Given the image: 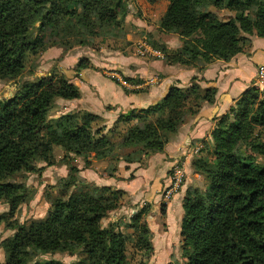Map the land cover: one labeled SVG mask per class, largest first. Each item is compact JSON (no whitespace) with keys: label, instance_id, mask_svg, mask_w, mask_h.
Masks as SVG:
<instances>
[{"label":"trees","instance_id":"obj_1","mask_svg":"<svg viewBox=\"0 0 264 264\" xmlns=\"http://www.w3.org/2000/svg\"><path fill=\"white\" fill-rule=\"evenodd\" d=\"M126 1L0 0V80L20 75L26 55L45 46L47 33L64 22L80 25L74 43L85 44L83 32L94 35V19L115 21ZM147 1L153 4L162 0ZM164 1L167 5L160 27L182 41L172 61L175 64L187 65L196 59L201 70L214 60L248 54L253 34L264 39V0ZM211 8H225L233 16L220 18ZM73 35L70 29L66 31L65 36ZM54 37L59 38L57 43L67 44L64 38ZM75 68L77 72L86 66L78 63ZM261 91L253 85L242 92L215 121L209 133L211 153L205 145L201 149L205 156L193 161L196 172L205 176V183L203 188L187 191L183 201L180 230L185 264H264V136L255 135L264 127ZM19 93L0 106V199L12 205L22 198L23 187L13 184L9 177L29 172L36 161L49 159L54 146L84 156L100 154L118 142L116 136L107 135L101 118L88 111H73L55 126L48 123L47 115L56 98L80 96L79 89L66 78L53 82L42 77L26 82ZM215 93L214 88L200 93L195 85L184 90L173 86L160 102L119 114L113 128L119 123H135L128 125L117 145L122 151L114 160L131 164L139 162L141 155L162 152L166 143L162 133L177 132L184 117L196 116L204 103L214 102ZM209 155L213 159L209 160ZM69 170L78 169L71 165ZM115 192L119 191L111 193ZM51 208L44 221L27 228L20 226L5 242L7 258L0 264H38L39 255L56 251L80 256L70 264H126L127 236L113 223L108 228L100 224L109 209L103 200L87 197L78 201L77 197L60 195L51 202ZM134 222L139 226L136 217ZM139 228L143 234L149 233L144 223ZM143 241L148 254L153 252L148 237ZM44 264L59 263L50 260Z\"/></svg>","mask_w":264,"mask_h":264},{"label":"rangeland","instance_id":"obj_2","mask_svg":"<svg viewBox=\"0 0 264 264\" xmlns=\"http://www.w3.org/2000/svg\"><path fill=\"white\" fill-rule=\"evenodd\" d=\"M166 5L167 2L164 0L153 4L147 0H127L123 8L121 7L118 10L115 21H99L96 18L94 19V35L89 37L83 32L87 39L85 44L74 43L79 38L76 35L80 32V25H73L74 23H72V26H70L69 23L64 22L61 27L47 33L45 37L48 38L44 43L45 46L41 49L39 48L36 52L26 55L20 75L16 78L0 80V106L9 100L17 98L20 95L19 90L23 84L26 82H37L42 77L50 78L53 82L58 81L60 78H66L69 82L70 80L75 82L76 80H79L77 82L83 81L78 74L84 68H80L77 72L75 71V66L78 63H82L86 68L91 69L92 67L96 72L118 83L126 91L135 90L136 92H141L155 86L159 82L157 75H147L143 78L137 77L130 80L123 77V74L120 75L121 73L116 67L117 65L123 67L126 64L122 65L120 61L127 63L132 57L136 61L143 63L149 60H162L163 62L171 63L174 60L175 53L182 46V41H180L177 34L165 32L160 27ZM211 9L223 19L233 16V13L225 8ZM68 29L73 32L74 38L65 36ZM56 35L64 38L67 44L57 43L59 42V38L57 37L51 38ZM255 37L259 38L256 34H253L249 37L250 41L251 38ZM170 41H173L175 46L177 44L179 46L176 48L173 46L172 48ZM67 56L77 57L78 60L74 63V66L72 64L73 67L71 66L72 60H65ZM101 63H105L106 65L100 68ZM174 65H177V67H190L198 66L199 62L194 59L189 60L187 65L180 63ZM190 85H195L200 93L210 91L211 89H202L197 81L190 80L187 87H190ZM173 86L182 90L187 88H180L177 85H172L171 87ZM54 88L57 89L58 86ZM260 95L264 97V90L260 92ZM191 98V96L188 98L189 103ZM75 100L56 98L47 115L48 123L51 126H55L67 114L73 111H86L80 108L75 109L78 105H75ZM160 100L157 102H160ZM186 111L187 108H185ZM193 117H184L178 126L177 132L183 123L189 122ZM134 123L135 121H130L127 124L119 123L116 128H113V126L109 128L108 125L107 135L116 136L118 142L115 144L116 146L114 145L110 149L106 148L100 154L92 152L84 154V156H77L68 148L54 146L49 159L36 161L33 165V170L29 172H21L9 177V180L13 184L23 187V195L18 203L14 205L0 199V263H4L7 258V250L4 246L5 242L16 233L20 226L27 228L32 223L44 221L51 212V202L60 195L66 198L77 197L78 201H85L87 197L99 199L100 201L103 200L109 209L106 216L100 221V224L102 228H108L113 223L117 226L116 229L127 236L125 244L126 264L151 263L154 256L153 252L148 254L146 246L141 245L144 242V237H148L152 243V232L149 230L148 222L155 220L156 229H158L161 223L158 218L164 215L167 202L175 196H179L182 221L184 216L183 201L187 191L195 187L203 188V183H205V176L196 172L197 170L193 167V161L205 156V152H201L202 147L206 145L207 151L211 153L213 145L211 137H209L208 140H203L199 144L190 145L191 149L188 157L183 156L181 159L170 161V164H172L168 168L166 176L168 184L157 193L159 199L156 201V204L153 200H148L146 194L142 196V199L135 200L132 198V194L130 195L126 191L118 190L119 192H115L117 194H112L111 192L114 193L116 189L95 187L92 182L86 181V178L83 176L86 175V169L92 170L98 165L101 171L108 176V173H115L118 170V166L125 163L123 161L117 162L114 158L117 153L122 151L118 149L117 145L125 135L128 125ZM175 133L164 134L163 132L162 139L165 136L164 140L167 142ZM257 134L263 137L264 127L258 128L255 132V135ZM131 150L130 148L128 149V151ZM146 155H141L143 157L139 162L131 164H138L141 167L145 166L148 156L153 154ZM258 158L262 160L260 157ZM211 159L213 158L209 155V160ZM71 165L78 169L77 172L69 170ZM174 169L182 171L181 182L177 190L166 197L169 179L172 177ZM127 175L126 178L128 180L133 178L132 173L129 172ZM113 177H115V174ZM75 180L76 183L74 182ZM134 217H136V221H139V226H134L136 224ZM142 223L149 230L147 235L143 234L139 228ZM180 237L181 239L178 241L172 254L164 257V259L168 258L166 264L186 263V258L183 254L184 243L181 230ZM79 257L56 251L39 255L36 261L38 264H44L50 260H55L59 264H70L75 262Z\"/></svg>","mask_w":264,"mask_h":264},{"label":"crops","instance_id":"obj_3","mask_svg":"<svg viewBox=\"0 0 264 264\" xmlns=\"http://www.w3.org/2000/svg\"><path fill=\"white\" fill-rule=\"evenodd\" d=\"M170 43L172 48L179 46L178 44L175 46L173 41ZM65 60H72L71 66L72 64L74 66L78 59L75 56H67ZM120 62L126 65L123 67L117 65L116 68L126 79L157 75L158 84L141 92L126 91L118 83L96 72L92 67L78 74L83 81L70 80L80 91V98L75 100V105L78 104L75 109H84L98 115L101 118V124L106 126V131L113 126L119 114L148 108L163 98L172 85L180 88L187 87L193 77H198L197 82L202 89L216 90L214 102L203 104L198 114L189 122L183 123L180 130L166 142L162 152L148 156L145 166L123 163L118 166L115 177L106 176L98 165L95 169L85 170L86 175L83 176L95 187L123 190L132 194L135 200L142 199V196L146 194L147 199L153 200L156 204L159 199L157 193L168 184L166 176L172 164L170 161L181 159L183 156L188 157L190 145L208 140L217 118L234 105L243 91L255 84L257 67L264 65V39L251 38V50L248 54L240 53L227 61L214 60L201 70L198 69L200 65L177 67L173 62L166 63L162 60H149L143 63L136 61L134 57L127 63ZM105 65L101 63L100 68ZM108 125L109 128H107ZM129 172L132 173L133 178L128 180L126 177ZM181 217L179 196H175L167 202L164 215L158 218L161 222L158 229H156L155 220L148 222L149 230L152 232L154 255L150 264L167 263L168 258L164 259V257L172 254L181 239Z\"/></svg>","mask_w":264,"mask_h":264},{"label":"built area","instance_id":"obj_4","mask_svg":"<svg viewBox=\"0 0 264 264\" xmlns=\"http://www.w3.org/2000/svg\"><path fill=\"white\" fill-rule=\"evenodd\" d=\"M254 85L257 86L260 90H264V65H259L256 71V77ZM182 171L174 169L172 177L169 179V185L166 191V197L174 193L180 185Z\"/></svg>","mask_w":264,"mask_h":264}]
</instances>
